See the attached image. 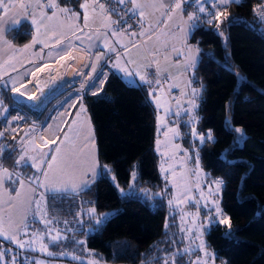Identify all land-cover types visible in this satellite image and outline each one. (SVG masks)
Returning a JSON list of instances; mask_svg holds the SVG:
<instances>
[{
  "label": "trees",
  "instance_id": "obj_1",
  "mask_svg": "<svg viewBox=\"0 0 264 264\" xmlns=\"http://www.w3.org/2000/svg\"><path fill=\"white\" fill-rule=\"evenodd\" d=\"M80 1L61 0L73 8ZM261 2L229 1L218 11L224 15L212 14L211 22L196 25L190 36L200 49L191 75L192 85L203 90L197 129H209L214 136L200 146V163L223 183L221 210L228 221H211L205 230L215 264H264V21L255 14ZM8 37L24 45L32 40L33 28L23 22L9 30ZM12 92V87L0 88V168L28 177L34 169L20 162L18 142L28 129L37 130L45 121L57 96L34 108ZM172 96L167 98L170 102ZM82 100L94 130L101 172L77 193H48L50 217L72 223L78 237L108 263L173 264L174 257L175 264H188L170 235L176 216L168 215L165 197L158 194L164 184L155 150L154 104L146 87L129 84L110 71L101 90L87 91ZM8 117H18L21 123L14 136L1 135ZM237 127L244 132L241 143ZM186 129L179 121L184 143ZM134 165L137 186L143 188L140 193L130 188ZM88 209L95 216L86 214ZM105 212L106 217L94 220ZM10 247H14L11 241L0 239L6 259Z\"/></svg>",
  "mask_w": 264,
  "mask_h": 264
},
{
  "label": "rangeland",
  "instance_id": "obj_2",
  "mask_svg": "<svg viewBox=\"0 0 264 264\" xmlns=\"http://www.w3.org/2000/svg\"><path fill=\"white\" fill-rule=\"evenodd\" d=\"M187 1L191 2L188 4L189 10L186 20L191 21L194 24L196 23L199 14L203 13L207 7L215 9L216 7L223 6L232 0ZM28 3H30V1H27V5ZM25 5L26 3L23 4V8L27 7V5ZM85 5L86 7H84ZM13 7L15 6L12 2H5V9L10 10ZM65 9L67 11H64ZM174 12H172V15ZM103 15L104 14L101 10L96 8L91 0H82L81 4L78 5V8L62 4L61 0H52L46 8L32 13L29 20L34 30V37L30 43H27L25 46L17 50L18 53L26 51L27 53L25 54H28V58L23 60L24 57L22 56L19 58H14L12 56V60H10L9 64L0 69V79L4 86H15L20 84L28 76L32 68V65H30L31 63L35 64L37 61L54 59L59 53L66 50V47L72 41L81 42L82 44L93 48L95 44L104 43L106 40L107 44L105 46L104 44H101L104 47L101 45L99 46L103 50L113 48L118 42V37L120 35L124 37L127 36L117 29H114V31L109 30V35L105 26L103 28H98L92 33L91 28L94 27V25L93 19L92 22L90 20V16H94L98 19L100 17H105ZM107 19L108 21L110 20L108 17ZM33 21L36 23H33ZM97 21L100 22L99 20ZM37 28L39 31H37ZM190 47H195V49L200 52L199 47L195 45V43H190ZM164 52L168 53L169 49L164 48ZM130 53L128 52V54H122L115 58L108 69L112 68L118 71L122 78L129 84H139L143 82L140 79L141 74L136 73L133 68L134 63L128 61V57L131 56ZM19 55L15 57H18ZM99 55L101 56V52ZM93 58L94 66L90 72L87 70L88 65L86 67L84 62H77L80 68L85 71L83 77L79 80L67 82L60 90L68 87H79L80 84L85 85L86 81H88V79H84L85 74L91 75L94 67L103 59L101 57L98 58L96 55H94ZM26 61L28 62L26 63ZM19 64H21V66L18 68L17 66ZM4 70L10 71L9 73L3 74ZM37 70L38 69H36V71ZM238 76L240 80L241 75ZM145 80H147V78H145ZM21 88L22 86L20 87V90ZM155 88H157V85ZM151 90L154 92L151 91V93H153L151 94V98L155 105L154 110L156 115L155 150L159 159V173L164 184V187L161 189V192H158V194H163L165 197V202L168 206V215L176 216V225L174 229L170 231V235L175 245L180 246L179 252L184 253V250L188 249V252L184 253L187 255L186 258L188 264H215L214 254L207 246L204 234L209 222L215 220L220 222L225 220L221 210V191L223 183L219 178L211 177L200 163V146L206 141L213 140L214 137L209 129L201 132L197 129V123L200 118V112L198 109L200 107L201 99L203 98L202 87L193 86L191 82H189L188 77L181 78V80L176 83L175 87H165L162 91ZM171 90H177L178 94L171 97L170 103L165 97V92H170ZM53 95L41 96L42 99L39 100L40 94H37L34 108H41L42 105H44ZM16 98L18 100L30 102L28 96H16ZM180 100H183L186 105L177 107L175 103ZM81 107L82 108L72 117L68 127L63 132L62 142L63 146L65 145L69 150L72 147H76L75 150L83 149V160L91 161L93 159L90 149L91 137L85 128L86 120L89 121V115L84 103H82ZM179 121H183L184 124H186L188 134L185 137L187 138V143H184L183 137L180 133ZM14 122H16V124L13 125ZM54 122L56 123V121ZM89 124L91 126L90 121ZM20 127L21 123H19L18 117L11 118L5 129V133L13 134L14 132H17ZM57 127L58 123H56L54 129ZM93 131L94 130L92 129L94 141L93 149L95 150L96 142ZM236 131L237 141L238 143H241L244 138V132L239 127L236 128ZM32 132L33 131L28 129L23 137H27L31 134L34 136L38 131H34L35 133ZM209 133L211 134V139L208 138ZM75 137H77L78 140H76ZM201 137L204 138L203 143H201ZM52 138L53 135L50 132V125L38 134V140L41 143H46ZM32 139L33 137L30 136L29 140ZM29 150H31V148H29ZM95 159L98 166L96 169L97 175H99L101 167L97 154ZM38 160L39 159H36L34 161L39 163ZM44 168L45 166L43 164H41L39 171L35 167L37 175L40 176ZM129 182L130 188L133 189L134 192L140 193L142 191L143 188L137 186L139 180L135 165L131 168ZM45 202V197L41 191L36 203V215L41 218L46 215ZM202 213H206V215H202ZM108 214V212L103 213L102 218L106 217ZM54 233L55 234H46L45 236L52 237L59 234L60 237H63L58 231ZM21 241L26 243V247L23 249L19 248L16 252L14 249H11L12 254L8 255L7 259L4 256L3 260L0 261L1 264H6V261H9V264H11V258L13 256L16 258V264H33V262L36 261H41L43 264H77L64 259H51L46 256L68 257L83 264H109L104 260L100 253L89 248L83 238H80L81 242H79L76 245L77 247L73 248V250L67 249L66 247H64L65 249L60 247L59 249L47 248L46 251H41L40 249L43 244L41 243L39 236L36 234L33 236H24ZM26 249L37 251L39 254L24 252L23 250ZM3 252L6 253L4 250ZM48 252L53 253V255H48ZM73 257H75V259ZM168 263H170V261H168ZM163 264H165V262Z\"/></svg>",
  "mask_w": 264,
  "mask_h": 264
},
{
  "label": "crops",
  "instance_id": "obj_3",
  "mask_svg": "<svg viewBox=\"0 0 264 264\" xmlns=\"http://www.w3.org/2000/svg\"><path fill=\"white\" fill-rule=\"evenodd\" d=\"M8 1L11 2L10 0H0V4L3 5V9H0V69L9 64L10 60H12V56L14 58L22 56L24 57L23 60L27 59L28 54H25L27 53L26 51L18 53L17 50L32 41L31 40L24 45H18L8 37V32L12 28L20 26L23 22L31 24L29 20L31 14H29L27 9H22L15 5V7L10 10L5 9V2ZM81 2L82 0L79 5ZM190 2L191 1L181 0V7L174 8L175 0H136V3L139 4L140 7L136 8L135 17L141 25L139 32L141 38L137 40L133 35L126 34L119 30L114 17H110V15L105 14L102 11L101 12L104 14L103 16L105 17L97 19L94 16H90V20L92 22L93 19L94 25V27L91 28L92 33L98 28H103L105 26L109 35V30L114 31V29H117L128 38L120 35L115 46L105 50L99 45L104 44L105 46L107 44L106 40L104 43L95 44L93 48L86 46L81 42L72 41L66 47V50L59 53L54 59L37 61L35 64L31 63L30 65H32V68L23 82L15 86L8 85L13 89L15 87L23 86L31 80L36 69H39L45 64L55 62L64 56H68L76 62H84L86 67L88 65L87 70H89V72L94 66L93 56L96 55L98 58H103L94 67L92 74H88L89 77L85 74L84 79H88L85 85L80 84L79 87H68L53 93L54 95L42 105V107L46 106L49 101L57 96L56 100H54V104H51L52 106L45 121L38 128L41 130H34L38 131L37 134H34V136L31 134L27 137H23L18 142V146L22 149L20 157H24L23 160L20 159V162L32 165L33 160L39 159L40 161H43L42 164L45 166L43 172L48 173L47 180H44L42 175H37V171L33 166L34 170L28 177L21 176V174L12 171L9 168H0V230H3L10 235H15L19 240H22L24 236H33L36 234L39 236L41 243L47 245V248L49 249H59L60 247L65 249L64 247H66L67 249L73 250V248L77 247L76 245L81 241L78 234L74 232L76 227L73 226L72 223H68L66 220L59 221L54 217H50L47 210V194L58 192L77 193L89 186L98 176L96 170L98 166L95 162L97 150L96 148L95 150L93 149V127L92 124L91 126L89 124L90 118L89 121L86 120L85 128L91 137L90 149L93 157L91 161L83 160V149L75 150L76 147H72L69 150L68 147L65 145L63 146V132L68 127L72 117L82 108V103H84L82 100L84 93L87 91L98 93L110 71L119 74L118 71L112 68L108 69V67H110V64L115 58L122 54H128V52H131L128 61L134 63L133 68L136 73L141 74V77L147 78L148 81H152V84L150 85L144 81L133 85L145 86L153 104L154 102L151 98V94L154 92L151 89H154V91H162L165 87H175L176 83H178L181 78L189 77V82H191V75L199 60L200 52L195 49V47H190V43H192L190 42V36L196 26V23L193 24V22L186 20L189 10L188 4ZM93 3L95 4L94 1ZM95 7L101 10L96 5ZM134 7L135 5L130 3V10ZM172 12H174L173 15ZM106 16L110 18L109 21ZM164 48H168L169 52L165 53ZM100 52L101 56L99 55ZM17 55L19 56L15 57ZM27 62L28 61H26V63ZM19 66H21V64L17 67L19 68ZM9 71L10 70H4L3 74L9 73ZM157 80H159V84H156ZM156 85L157 88H155ZM2 86H4V84L0 79V88ZM64 91L65 94H62ZM151 91L153 93H151ZM166 93L167 91L165 92V97L168 98ZM175 104L177 107L186 105L183 100H180ZM11 118L15 117H8L7 124L2 130L1 135L14 136L16 134V132L13 134L5 133V129ZM54 121L58 123L56 129H54V126H56ZM14 124H16V122H14L13 125ZM48 125H50V132L53 135V138L46 143H41L38 140V134H40V132ZM34 131L32 133H35ZM30 136L33 137L32 140H29ZM77 137H75L76 140H78ZM29 148H31V150H29ZM53 156L56 157L55 161L52 160ZM39 160L38 162L40 163ZM49 163L52 164L51 169L48 168ZM4 170H7V172ZM35 176H39L40 180L44 181L43 187H41L38 182L30 180V178ZM9 177L11 178L9 179ZM72 185L76 186L75 191L71 190ZM85 185L87 186L85 187ZM52 186L63 187L68 190L52 191ZM12 188L15 190L12 191ZM41 191L46 200V215L43 218L36 215L37 198ZM85 212L88 215L95 216L93 209L85 210ZM100 219L103 218H94L95 221ZM55 229L58 233L63 235V239L53 243L51 237L45 235L55 234ZM0 239L4 240L2 237H0ZM13 246L14 247L8 249L9 255L12 254L11 249H14L15 252L19 249L14 243ZM23 251L31 252V250L28 249ZM46 257L51 259H69L66 261L79 264L68 257Z\"/></svg>",
  "mask_w": 264,
  "mask_h": 264
},
{
  "label": "built area",
  "instance_id": "obj_4",
  "mask_svg": "<svg viewBox=\"0 0 264 264\" xmlns=\"http://www.w3.org/2000/svg\"><path fill=\"white\" fill-rule=\"evenodd\" d=\"M15 6H18L22 9L23 4L27 3V1H30L28 3L26 9L29 12V14H32L40 9H44L48 6L50 1L52 0H10ZM95 2V5L99 7L100 4H103L104 7L101 9V11L105 14H108L110 16H113L116 19V25L119 30H121L124 33L133 35L136 40L140 39V28L141 25L136 19L135 15L130 11V3L125 0L124 4H121L118 2V0H93ZM221 9L220 6L216 7L215 9H211L210 7H207L205 11L196 19V25H200L201 23H204L206 21H209L212 14L217 13ZM255 14L258 16V20L264 21V0L260 4H258L255 7ZM178 94L177 90H173L166 93L167 97H170L171 95ZM13 96H24L21 91L20 87H15L12 92Z\"/></svg>",
  "mask_w": 264,
  "mask_h": 264
},
{
  "label": "bare ground",
  "instance_id": "obj_5",
  "mask_svg": "<svg viewBox=\"0 0 264 264\" xmlns=\"http://www.w3.org/2000/svg\"><path fill=\"white\" fill-rule=\"evenodd\" d=\"M84 73L85 71L80 68L76 61L64 56L55 62L40 67L32 75L31 80L22 86L20 91L24 96L34 100L37 99V94H40V98H38L41 100V96L53 95L67 82L82 78Z\"/></svg>",
  "mask_w": 264,
  "mask_h": 264
},
{
  "label": "snow or ice",
  "instance_id": "obj_6",
  "mask_svg": "<svg viewBox=\"0 0 264 264\" xmlns=\"http://www.w3.org/2000/svg\"><path fill=\"white\" fill-rule=\"evenodd\" d=\"M118 2L121 3V4H124V3H125V0H118ZM127 2L132 3L133 5H135V7H134L133 9L130 10V11L135 15V10H136V8H139L140 5L136 3V0H127ZM50 6H55V5H50ZM84 7H86V5H85ZM99 7H100L101 9H103L104 5H103V4H100ZM180 7H181V0H175L174 8H180ZM0 9H3V5H2V4H0ZM201 10H202V9H201ZM64 11H67V10L65 9ZM141 14H142V13H141ZM222 15H224V14H223V13H216V14H214L215 18H218L219 16H222ZM190 19H191V17H190ZM208 22L210 23L211 21H208ZM33 23H36V22L33 21ZM37 31H39L38 28H37ZM113 34H115V33H113ZM34 43H35V41H34ZM113 50H114V49H113ZM140 79H141L142 81H144L145 83L149 84V85L152 84V81L145 80L144 77H141ZM156 84H159V80L156 81ZM177 135H178V133H177ZM208 138L211 139V134H210V133H209ZM200 139H201V143H203V139H204V138L201 137ZM57 151H58V149H57ZM45 155H46V154H45ZM20 159L23 160L24 157L21 156ZM55 159H56V157L53 156V157H52V160L55 161ZM17 163H19V161H18ZM42 163H43V161H40V163H36V162L33 160V164H32V166H33V167H36L37 170L39 171V170H40V166H41ZM51 167H52V164L49 163V164H48V168L51 169ZM105 167H106V166H105ZM4 171L7 172V170H4ZM41 175L44 177V180H47V177H48V173H47V172H42ZM10 178H11V177H9V179H10ZM30 180H33L34 182H38L39 185H40L41 187L44 186V181H41L39 177H33V178H30ZM217 183H220V182H217ZM86 186H87V185H85V187H86ZM51 190H52V191H60V190H68V189L63 188V187L52 186V187H51ZM71 190H72V191H75V190H76V186H75V185H72V186H71ZM37 206H38V205H37ZM220 222H221V223H228L227 219L222 220V221H220ZM0 237H2L4 240L11 241L12 243L16 244L17 247L20 248V249H23V248L26 247V243H25L24 241H21V240L17 239V237H16L15 235H10V234L4 232L3 230H0ZM60 239H63V237H60L59 234H57L56 236H52V237H51V241H52L53 243H56V242H57L58 240H60ZM29 246H30V244H29ZM40 250H41V251H46V250H47V245H42V247H41ZM187 252H188V249H185V250H184V253H187ZM184 253H181L180 255L183 256ZM4 255H5V252L0 251V261L3 260ZM48 255H53V253L48 252ZM174 255H175V254H174ZM73 258L75 259V257H73ZM25 259H27V258H25ZM11 264H16V258H15V256H13V257L11 258ZM33 264H43V262H41V261H36V262H33ZM165 264H167V261H165ZM173 264H175V259H174V257H173Z\"/></svg>",
  "mask_w": 264,
  "mask_h": 264
},
{
  "label": "water",
  "instance_id": "obj_7",
  "mask_svg": "<svg viewBox=\"0 0 264 264\" xmlns=\"http://www.w3.org/2000/svg\"><path fill=\"white\" fill-rule=\"evenodd\" d=\"M34 102H35V100H34L33 98H30V104H31L32 106H34Z\"/></svg>",
  "mask_w": 264,
  "mask_h": 264
}]
</instances>
